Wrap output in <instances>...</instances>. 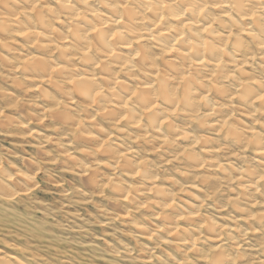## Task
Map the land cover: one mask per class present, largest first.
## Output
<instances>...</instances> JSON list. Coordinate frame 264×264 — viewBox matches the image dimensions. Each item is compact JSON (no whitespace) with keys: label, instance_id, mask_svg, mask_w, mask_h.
I'll return each mask as SVG.
<instances>
[{"label":"clouds","instance_id":"clouds-1","mask_svg":"<svg viewBox=\"0 0 264 264\" xmlns=\"http://www.w3.org/2000/svg\"><path fill=\"white\" fill-rule=\"evenodd\" d=\"M0 264H264V0H0Z\"/></svg>","mask_w":264,"mask_h":264},{"label":"rangeland","instance_id":"rangeland-1","mask_svg":"<svg viewBox=\"0 0 264 264\" xmlns=\"http://www.w3.org/2000/svg\"><path fill=\"white\" fill-rule=\"evenodd\" d=\"M86 183V182H85Z\"/></svg>","mask_w":264,"mask_h":264}]
</instances>
